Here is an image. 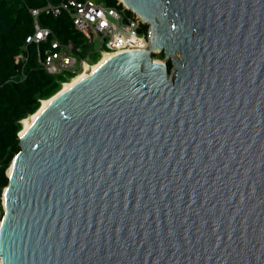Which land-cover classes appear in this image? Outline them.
Listing matches in <instances>:
<instances>
[{
    "label": "water",
    "instance_id": "water-1",
    "mask_svg": "<svg viewBox=\"0 0 264 264\" xmlns=\"http://www.w3.org/2000/svg\"><path fill=\"white\" fill-rule=\"evenodd\" d=\"M121 2L149 47L18 133L0 264H264V0Z\"/></svg>",
    "mask_w": 264,
    "mask_h": 264
},
{
    "label": "trees",
    "instance_id": "trees-1",
    "mask_svg": "<svg viewBox=\"0 0 264 264\" xmlns=\"http://www.w3.org/2000/svg\"><path fill=\"white\" fill-rule=\"evenodd\" d=\"M57 4L62 0H50ZM106 5H116L117 0H97ZM45 0H0V210L3 212L2 195L8 185L6 171L14 156L21 150L18 133L21 121L34 114L46 100L56 94L62 83L70 81L75 74L51 75L42 67L38 54H44L45 44L27 43L26 39L34 33V19L29 8H41ZM41 27L51 29L62 42L73 41L81 51L80 59L87 56L93 48L73 25L71 18L62 13L58 17L45 14L38 17ZM149 26L142 27L147 32ZM24 52L26 61L16 63L15 58ZM165 58L163 53L154 55ZM96 63L99 54H91ZM169 70L172 62L168 61ZM71 78V79H70ZM1 219V217H0Z\"/></svg>",
    "mask_w": 264,
    "mask_h": 264
},
{
    "label": "built area",
    "instance_id": "built-area-1",
    "mask_svg": "<svg viewBox=\"0 0 264 264\" xmlns=\"http://www.w3.org/2000/svg\"><path fill=\"white\" fill-rule=\"evenodd\" d=\"M45 1L41 8H29L34 19V33L27 37L26 42L47 46L44 54L39 52L38 57L44 70L51 75L79 74L86 63L92 64L87 60L91 54H99V62L105 52L117 54L149 47V28L147 32L141 31L146 25L144 20L121 0L113 6L97 0H62L57 4ZM42 11L54 17L65 13L71 18L74 27L93 46L85 58H79L81 47L73 41L62 42L51 29L39 25L38 17ZM26 59V54L22 52L15 61L19 63Z\"/></svg>",
    "mask_w": 264,
    "mask_h": 264
},
{
    "label": "bare ground",
    "instance_id": "bare-ground-1",
    "mask_svg": "<svg viewBox=\"0 0 264 264\" xmlns=\"http://www.w3.org/2000/svg\"><path fill=\"white\" fill-rule=\"evenodd\" d=\"M113 55L114 54L105 52L101 56L99 62H96L94 64L86 63V65L84 66V69L79 74H77L75 77H73L70 81L65 82V83L62 84V88H61L60 93H62L63 91L69 89L75 83H77L78 81H80L81 79H83L84 77L89 75L93 70H95L98 67V65H100L101 63L107 61ZM51 101H52V99L43 100L41 102V107H40L38 112H36L35 114H32L29 117H27L26 119L22 120V133H24L27 129H29L31 127V125L36 120L37 116L50 104ZM8 174L9 175L11 174V168H9Z\"/></svg>",
    "mask_w": 264,
    "mask_h": 264
},
{
    "label": "rangeland",
    "instance_id": "rangeland-1",
    "mask_svg": "<svg viewBox=\"0 0 264 264\" xmlns=\"http://www.w3.org/2000/svg\"><path fill=\"white\" fill-rule=\"evenodd\" d=\"M154 58L157 59V60L165 61V58H156V57H154ZM87 60H88L90 63L93 61V59H92L91 57H88ZM172 67H173V66H172ZM2 201H3V200H2ZM2 216H3V212L1 211V212H0V217L2 218ZM0 221H1V219H0Z\"/></svg>",
    "mask_w": 264,
    "mask_h": 264
}]
</instances>
